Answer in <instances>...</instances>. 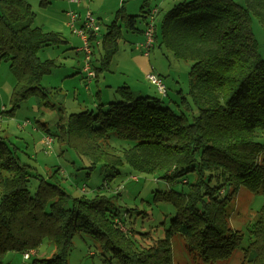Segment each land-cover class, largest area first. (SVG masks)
<instances>
[{
    "label": "trees",
    "instance_id": "16d2710c",
    "mask_svg": "<svg viewBox=\"0 0 264 264\" xmlns=\"http://www.w3.org/2000/svg\"><path fill=\"white\" fill-rule=\"evenodd\" d=\"M50 3L38 0L40 7ZM149 11L148 4L136 14L116 9L100 39L97 70L108 67L121 28L140 31L138 20L146 21ZM35 15L28 0H0V64L8 62L15 78L13 109L31 95L45 94L40 78L54 63L37 53L64 42L58 32L34 25ZM251 15L264 28V0H244L243 6L233 0H179L155 24L158 46L191 62L187 95L197 114L190 119L162 106L159 98H132L127 87H120V101L96 114H70L55 134L92 165L110 168L104 173L106 185L123 164L156 173L169 185L188 184L186 191L155 195L174 208L164 238L142 246L122 230L118 211L108 207L110 197L70 196L59 184V168L51 175L54 180L41 179L31 194L27 165L0 138V264L8 251L36 249L44 238L54 253L32 264H69L78 232L91 234L118 264H173V234L183 237L186 249L204 264L228 259L242 240L229 225L228 201L241 186L264 198V143L258 139H264V58L249 27ZM112 136L128 146L114 147ZM191 172L195 179L189 183L185 177ZM252 224L245 264H264V204Z\"/></svg>",
    "mask_w": 264,
    "mask_h": 264
},
{
    "label": "rangeland",
    "instance_id": "374dc122",
    "mask_svg": "<svg viewBox=\"0 0 264 264\" xmlns=\"http://www.w3.org/2000/svg\"><path fill=\"white\" fill-rule=\"evenodd\" d=\"M28 1L36 13L34 25L45 31L58 32L64 40L57 45L43 47L37 53L41 60L51 59L54 63L51 70L40 78L41 87L47 90L45 94L31 95L14 109L10 99L15 78L8 62L0 64V138L7 143L11 153L27 165L29 192L33 194L41 179L54 180L51 175L59 168L56 174L59 184L70 196L84 194L92 197L103 194L110 197L109 209L118 211L123 221L122 230L127 231L136 242L148 246L155 239L164 238L174 208L170 202L155 199V195L170 189L186 191L188 184L180 181L169 185L156 173L135 172L123 164L118 169L119 173L106 185L104 173L111 172V169L102 163L92 165L87 157L80 155L75 147L65 141L58 140L55 134L67 122L70 114L84 110L96 114L99 109L105 111L109 102L120 101V87H127L132 98L143 95L159 98L162 106L176 114L183 113L190 119L197 114L195 105L187 95L191 62L175 58L170 50L158 46L157 42H153L148 55H145L143 48H136L144 43V33L122 27L108 67L97 70L101 46L96 41L100 40L99 35L104 33L113 16L109 20H99L95 16L101 30L97 39L90 40L92 53L88 64L91 70L96 71V75L90 78L84 69L87 62L85 52L81 50L83 39L67 25L69 18L66 11L71 9L65 6V0H51L46 7H40L38 0ZM92 1L96 3L102 0ZM178 1L126 0L124 5L128 14H136L140 13V6L148 4V7L156 10L155 23L158 24L163 14ZM233 1L244 5V0ZM82 21L83 16H80L75 23L76 29H80ZM142 26V20H138V27ZM249 27L256 40L257 50L264 58V28L254 15L250 16ZM149 73L161 78L165 94L148 81L146 76ZM45 135L53 138L48 147L44 142ZM258 139L264 143L262 137ZM111 144L118 149L128 146L127 141L114 136L111 137ZM185 179L189 183L193 182L195 173H189ZM263 204L261 193L251 192L244 186L231 196L227 203L228 222L233 229L242 233V240L228 259L210 264H245L244 256L251 240L252 223ZM170 247L173 264H204L186 249L180 235H172ZM29 251L31 254L27 259L22 251H8L4 256V264H32L35 258L52 256L54 246L44 238L36 249ZM67 259L69 264H118L110 252H104L97 240L85 232L73 236Z\"/></svg>",
    "mask_w": 264,
    "mask_h": 264
},
{
    "label": "built area",
    "instance_id": "2783aa9c",
    "mask_svg": "<svg viewBox=\"0 0 264 264\" xmlns=\"http://www.w3.org/2000/svg\"><path fill=\"white\" fill-rule=\"evenodd\" d=\"M74 2H78L79 0H71ZM155 12L156 10H150L148 13V19L147 22L145 24V28H144V36H145V40L144 43H140L138 46H136L137 49L143 48L145 50V55H148V51L149 49L152 47L153 42H155L154 39V31H155ZM69 21H68V25L69 27H71L73 29L74 32H76L78 35L81 36V38L83 39L84 42V46L82 47L81 50H83L85 52V61L87 62L85 65V70L88 72V76L94 77L95 76V71L91 70L88 62L91 59L90 54L92 53V50L90 48V40L89 37L93 36L94 39H97V35H99L100 32V25L98 20H96L91 13H87L85 16V20L83 21L80 29H76L75 28V23L77 21V19L79 18V15L77 14V12H74L72 10L67 11L66 12ZM98 40V39H97ZM96 43H99V41H96ZM147 79L150 83L154 84L157 86L158 90L165 94L166 90H165V86L162 83L161 78H158L154 73H149L147 76ZM44 142L45 144L48 146H50L53 142V138L50 135H45L44 136ZM136 178V177H134ZM31 252L27 251L23 253V256L25 259L30 257Z\"/></svg>",
    "mask_w": 264,
    "mask_h": 264
},
{
    "label": "crops",
    "instance_id": "0c3cea01",
    "mask_svg": "<svg viewBox=\"0 0 264 264\" xmlns=\"http://www.w3.org/2000/svg\"><path fill=\"white\" fill-rule=\"evenodd\" d=\"M125 1L126 0H102L101 2L97 1L95 3L92 0H88V2H84V0H79L78 2H74V1H71V0H65L64 3H65V6L66 7H70V9L72 11H74V12L77 11V14L79 15V18H80V16H83V21H84L85 20V16H86L87 13H91L93 17L97 16L99 20H102L104 18L106 20H109V18H111V16L114 17V12L120 6H123L125 12L127 13V11L125 9V5H124ZM34 4H36V3H34ZM140 8H141V6H140ZM149 8H150V6H149ZM150 10H152V9L150 8ZM83 21H82V23H83ZM142 22H143V26L140 28V31H137L140 34H143L144 27H145V24H146L147 20L146 21H142ZM82 23H81V25H82ZM67 25H68V21H67ZM100 30H101V27H100ZM99 36L102 37V34H100ZM101 37H100V39H101ZM97 41H99V43H100V40H97Z\"/></svg>",
    "mask_w": 264,
    "mask_h": 264
}]
</instances>
